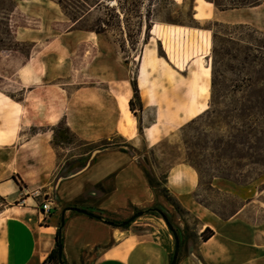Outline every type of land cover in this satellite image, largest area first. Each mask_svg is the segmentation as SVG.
<instances>
[{
  "label": "crops",
  "instance_id": "crops-1",
  "mask_svg": "<svg viewBox=\"0 0 264 264\" xmlns=\"http://www.w3.org/2000/svg\"><path fill=\"white\" fill-rule=\"evenodd\" d=\"M194 9L195 6L193 16ZM246 9L253 11L248 20L221 16L219 22L244 24L264 32V1L257 7ZM16 11L18 16L13 20L15 40L31 44L34 51L12 75L11 81L18 85L21 99L15 100L0 91V96L7 99L0 98V200L5 204L0 207V264H41L54 248L55 233L62 217V254L67 264H169L175 242L161 217L143 214L123 229L105 224L104 219L96 220L72 211L66 210L62 215L66 208L95 209L103 212L102 218L121 222L131 218L135 210L146 211L155 204L163 207L164 204L149 186L143 169L132 153L118 149L93 153L82 166H73L68 173L55 175L58 157L52 146L51 129L63 121L79 140L88 143L122 137L119 133L121 114L132 98V88L129 79L116 68L114 74H106L108 70L112 71L108 60L95 63L98 53H93L91 61L86 64L90 66L89 78L100 82L74 89L62 87L57 82L64 79L66 70L60 74L61 69L57 71V67L66 69L79 47L87 45L88 50L97 47L99 52L101 46L93 43V39L97 38H92L89 32L59 31L69 20L63 16L59 6L49 0H21ZM215 11L219 14L228 12H219L212 6L208 19ZM155 26L174 28L153 24L151 30ZM56 41L67 57L60 58L51 53L43 55L41 61L45 69L42 86H23L17 76L18 69ZM88 53L86 50L83 56ZM140 58L138 76L143 77ZM101 71L106 73L102 75ZM177 72L187 77L189 67L186 72ZM147 80L151 90L140 93L149 100L156 94L153 76L149 75ZM136 81L140 87V80ZM55 87L65 93L66 102L58 112L55 124L48 125L41 122L40 116L46 110L56 114L58 108L42 98L35 109L27 102V97L34 91ZM142 104L144 108H153L157 114L156 107ZM14 105L20 109L18 121L14 120L16 124L13 123ZM136 124L138 129V121ZM165 180L170 195L198 221L196 248L185 257H180L177 264L257 263V258L264 253V222L256 223L242 216L246 208L255 202L254 195L245 198L230 217L221 219L195 201L198 177L189 165H174ZM213 180H219L214 187L227 194L249 187L235 184L229 187L223 179ZM50 191L53 196L51 211L44 216L37 209V203L42 201L43 194H50ZM93 213L99 215L97 211ZM132 227L140 231L135 232ZM205 228L211 229L214 235L201 242L200 234Z\"/></svg>",
  "mask_w": 264,
  "mask_h": 264
},
{
  "label": "rangeland",
  "instance_id": "rangeland-1",
  "mask_svg": "<svg viewBox=\"0 0 264 264\" xmlns=\"http://www.w3.org/2000/svg\"><path fill=\"white\" fill-rule=\"evenodd\" d=\"M19 1L21 0H0V91L11 95L15 100L21 99V92L18 85L11 81L13 79L12 75L29 54L34 51L31 44H16L13 20L18 16L16 8ZM49 1L58 5L55 0ZM61 1L66 8L65 12L58 5L63 16L66 19H68L67 15L75 16L79 18V22L72 28L69 21L59 31L62 32L65 29L71 31L90 30L91 37L97 38L93 39V43L101 46L99 47L101 50L97 52V47L88 50L87 45L79 47L68 62L66 69L57 67V71L61 69L60 74H64L65 71L63 70H66L64 79L57 83L62 87L74 89L100 82L98 79L89 78L88 75L90 66L86 63L91 61L93 53H98L95 63L101 64L104 60L110 62L112 71L108 70L107 73L101 71L100 74L112 75L115 73L114 69L116 68L122 76L129 79L130 84L134 80H140V87L138 81H136V86L139 99L141 98L142 109H139V102L134 98L132 89V98L130 97L129 102H131L134 112L130 110V103L127 102L121 114L119 133L126 141L119 136L107 140H110L112 146H130V153L143 169L145 176H148L155 185V192L164 207L155 204L153 208L162 207L167 210L170 223L180 231L181 245L178 248L180 255L177 258L178 262L180 257H185L196 248L198 221L184 209H179L180 211L177 212L174 206L162 196L160 190L166 188L165 179L168 171L179 163L186 164L183 141H190L194 144L199 141H206L211 146L210 142L216 139L218 133H225L224 130L218 132L209 130L206 127L183 131H181V128L207 109L212 83L216 95H226L230 92L229 85L232 79L228 61L224 56L216 60V63L212 66V33L208 29L212 22H219L221 16L230 19L248 20L253 16V11L246 8L229 10L224 14L215 11L213 17L208 19L212 4L208 3L207 0H196V3H193V7L195 6L194 16L193 11H190L192 0ZM114 1L115 3L112 6L110 3ZM153 24L173 26L174 28L155 26L150 30ZM258 32L264 35V32ZM86 50L89 53L84 57ZM49 53L60 58L67 57V53L57 41L47 46L42 52L33 56L26 65L24 64L25 66L22 65L18 69L17 76L23 86H42L45 67L41 57ZM140 56V61L142 60L143 64V71L141 72L143 77L138 76ZM172 67L179 72H186L189 67L188 76L180 75ZM149 75L153 76V82H151L153 83L155 96L158 97L154 96L153 99L146 100L142 97L140 91L147 92L151 90V84L147 80ZM0 98L7 101L4 97L0 96ZM42 98L55 105L58 108L57 112L62 109L66 102L65 93L56 87L30 93L27 102L37 109ZM141 101L146 106L149 103L150 107H156L157 114H155L153 108H144ZM14 106L16 110L13 113V123L16 124L20 109L17 105ZM57 117V113L53 114L47 110L40 116L41 122L48 125L55 124ZM14 120H17L16 123ZM137 121L138 129L136 126ZM150 123L151 125L148 126ZM78 140L73 139L67 145L53 147L58 157L56 176L66 174L73 166H82L85 163L91 147ZM257 144L252 142V148L250 149L237 146L236 156L249 154L255 158V153L259 152V155L264 157V152H261V149L255 150ZM252 160L239 159L234 162L241 165L242 173L249 172L253 178V181L248 184L249 187L238 188L232 194L223 193L214 187L219 180H212L209 188L206 185L209 177L203 174L201 184L197 186L194 193L195 201L199 204L201 202L208 205L211 212L214 211L212 213L219 214L221 219H227L241 207L245 198L254 195L255 202L252 206L246 208L242 216L256 223L264 222V170L252 166L249 163ZM222 163L225 164L222 165L224 168L231 167L230 162L223 161ZM245 165L248 166L245 167ZM251 169L253 170L251 171ZM53 180H56L55 176H53ZM223 182L228 184L229 187L236 185L228 180ZM49 193L52 196V191ZM41 195H38L39 198H41ZM40 203L39 200L37 209ZM15 204H18V202ZM0 205V207H3L5 204L0 200ZM203 207L205 206L203 205ZM124 221L126 220L121 222ZM132 229L135 232L140 231L137 227H132ZM255 262H257L256 264H264V253Z\"/></svg>",
  "mask_w": 264,
  "mask_h": 264
},
{
  "label": "trees",
  "instance_id": "trees-1",
  "mask_svg": "<svg viewBox=\"0 0 264 264\" xmlns=\"http://www.w3.org/2000/svg\"><path fill=\"white\" fill-rule=\"evenodd\" d=\"M55 1L66 12V8L62 1ZM263 1L264 0H207V2L212 4L214 9L219 12L257 7ZM193 3L194 0H192V5L190 7L191 12L193 11ZM119 9H121V7H119ZM67 16L73 28L79 22V18L72 15ZM80 30L86 32L90 31ZM208 30L212 33V66H214L216 60L221 59L222 56L228 61L229 71L232 76L229 85L230 92L226 95H216L214 93V84L212 83L207 109L199 116L186 123L181 128V131L206 127L209 130H216L218 132L224 130L225 133H218L216 139L210 142L211 146H209L206 141H199L195 144L190 141H183L186 152L185 161L186 164L196 172L198 185L201 184L203 174H206V176L208 175L209 177L206 183L209 188L214 178L228 180L238 186H245L253 181V178L250 176L249 172L242 173L241 165L235 164V161L239 159H253L249 163L252 166H257L264 170V160H262L264 157L260 156L259 152L255 153V158H253V155L249 154V156L247 154L245 156H236L237 146H244L250 149L252 148V142L258 143L255 150L261 149L260 151L264 152V35L256 29L244 24H222L219 22H212ZM16 44L19 43L16 42ZM131 86L134 91V98L138 100L139 109L141 110L142 107L135 80L131 83ZM129 103L130 110L134 112L131 102ZM51 131L53 147L67 145L73 139L78 140L63 121H60ZM80 142L91 147L89 156L93 153L108 149H118L127 153H130L129 150L131 149L128 145L112 146L110 140H102L98 143ZM223 161L227 163L230 162L231 167H222V165H225L222 163ZM247 166L245 165V167ZM252 170L253 169H251V171ZM146 178L149 186L155 191V185H153L148 176H146ZM160 193L174 206L177 212L180 211L179 209H183L166 188L161 189ZM200 204L202 203L200 202ZM202 205L211 209L208 205ZM155 209L157 210H135L134 215L143 212V214H151L158 217L164 216L167 222L172 226L169 221V212L162 207H156ZM83 210L90 215H95L93 211L99 213L97 216H99L100 219L93 218L89 215L88 217L90 218L96 220L104 219L103 221L112 222L114 224L122 223L102 218L101 215L103 212L100 210ZM215 214L220 216L217 213ZM130 225L131 223L122 228L127 229ZM62 228L63 226L59 225L55 233L54 248L41 264H59L60 260L62 264H67L62 254ZM173 230L177 235L180 248V231L175 227H173ZM213 235L214 232L211 229L205 228L200 234V241L206 242ZM59 249L61 250L60 256L58 253ZM179 256L178 253V257Z\"/></svg>",
  "mask_w": 264,
  "mask_h": 264
},
{
  "label": "water",
  "instance_id": "water-1",
  "mask_svg": "<svg viewBox=\"0 0 264 264\" xmlns=\"http://www.w3.org/2000/svg\"><path fill=\"white\" fill-rule=\"evenodd\" d=\"M72 211V212H76V213H79V214H82V215H85V216H89L90 214L84 210H80L78 208H66L63 212H62V215L64 214L65 211ZM150 211H156L157 209L155 208H152V209H149ZM143 215V212L142 213H139V214H136V215H133L131 218L127 219L126 221L120 223V224H114L112 222H108V221H103L105 224L109 225V226H112V227H117V228H122L124 226H127L128 224L132 223L137 217H140ZM92 216L93 218H96V219H100L99 216L97 215H90ZM162 220L164 221L165 225L167 226V228L169 229V231H171V233L173 234V237H174V242H175V245H174V251L171 255V261L169 264H176L177 262V257H178V248H179V242H178V238H177V235L175 233V231L173 230V227L167 222L166 218L164 216H161ZM61 226L64 225V220H63V217L61 218V223H60ZM59 253V256L61 255V250L59 249L58 251ZM59 264H62L61 263V260H60V263Z\"/></svg>",
  "mask_w": 264,
  "mask_h": 264
},
{
  "label": "built area",
  "instance_id": "built-area-1",
  "mask_svg": "<svg viewBox=\"0 0 264 264\" xmlns=\"http://www.w3.org/2000/svg\"><path fill=\"white\" fill-rule=\"evenodd\" d=\"M52 196L50 194H43L42 195V201L39 205L38 210L40 213L44 216H48L51 211V205H52Z\"/></svg>",
  "mask_w": 264,
  "mask_h": 264
},
{
  "label": "bare ground",
  "instance_id": "bare-ground-1",
  "mask_svg": "<svg viewBox=\"0 0 264 264\" xmlns=\"http://www.w3.org/2000/svg\"><path fill=\"white\" fill-rule=\"evenodd\" d=\"M115 1L114 2H111L110 4H112V6L114 5Z\"/></svg>",
  "mask_w": 264,
  "mask_h": 264
}]
</instances>
